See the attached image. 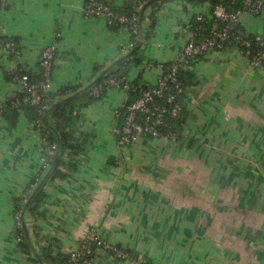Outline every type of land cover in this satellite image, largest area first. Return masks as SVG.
<instances>
[{
    "label": "crops",
    "instance_id": "crops-1",
    "mask_svg": "<svg viewBox=\"0 0 264 264\" xmlns=\"http://www.w3.org/2000/svg\"><path fill=\"white\" fill-rule=\"evenodd\" d=\"M105 1L115 8L127 2ZM182 2L139 8L136 38L127 28L85 17L84 0H7L0 7V35L17 47L10 52L0 41V104L17 97L11 73L27 70L36 80L41 49L55 44L51 92L72 88L77 96L71 117L82 147L62 154L63 177L48 178L44 169L34 190L45 193L41 213L23 210L19 228L14 200L42 168L46 149L33 128V109L0 119V264H64L92 230L129 249L138 264H264V68L251 67L232 43L210 50L184 72L191 79L181 138H140L124 150L114 110L125 90L82 96L122 59H136L126 69L129 83L154 85L160 64L186 42L184 23L210 7ZM240 25L264 35L256 16L243 14ZM49 124L53 118L46 124L43 116L42 126ZM17 230L29 252L18 246ZM46 252L49 259L34 260Z\"/></svg>",
    "mask_w": 264,
    "mask_h": 264
},
{
    "label": "built area",
    "instance_id": "built-area-1",
    "mask_svg": "<svg viewBox=\"0 0 264 264\" xmlns=\"http://www.w3.org/2000/svg\"><path fill=\"white\" fill-rule=\"evenodd\" d=\"M6 2L7 0H0V7ZM139 2L137 9L141 8L146 0H139ZM240 2V8L235 11H230L222 4L209 3L210 7L205 12L199 11L186 21L183 26L186 42L172 60L166 64H160L162 71L154 85L136 86L129 83L125 75L107 71L94 84L82 89V93L95 99L102 97L110 89L125 90L121 104L114 110L117 145L120 149L124 150L140 138H164L169 142L178 140V132L162 135L161 129L170 127L169 119H176L183 112L187 86L181 74L210 50L222 49L227 42L234 41L243 49V55L249 60L251 67L264 68V35L253 34L250 37L243 33L239 35L234 33V29L240 25L243 14L256 16L264 24V0H240ZM182 3L187 4L186 0ZM82 12L85 17L102 18L111 28L130 26L135 34L140 32L139 17L136 13L128 16L105 0H84ZM210 24V27H205ZM253 44L255 46L251 47ZM3 48L13 53L17 50L15 43L10 40L3 42ZM56 49V45L52 43L41 49L40 71L36 80L31 78L27 70L20 69L11 73V80L18 83L17 97L11 103L0 104V119L8 106L19 110L34 108L36 117L32 124L33 128L39 131L42 127V117L47 112L51 117V107L64 99V96L73 94L72 88L51 92ZM72 115L75 116V112ZM77 134L76 131L72 134L73 142H76ZM43 140L46 145L44 137ZM46 153L50 157L58 155L56 144L51 145ZM41 161L45 169L50 168L44 155ZM36 180L37 182L24 193L25 198L34 193L39 177ZM15 220L17 227L21 228L20 213L15 214ZM17 240L24 241L21 233L17 236ZM107 258L122 261L125 264H138V260L129 249L104 239L94 230L83 239L78 248L67 254L64 264H98V260Z\"/></svg>",
    "mask_w": 264,
    "mask_h": 264
},
{
    "label": "trees",
    "instance_id": "trees-1",
    "mask_svg": "<svg viewBox=\"0 0 264 264\" xmlns=\"http://www.w3.org/2000/svg\"><path fill=\"white\" fill-rule=\"evenodd\" d=\"M163 1H167V0H146V2L143 4V6H145V5L156 6L157 3H160ZM186 1H189V2L190 1L191 2L208 1L212 5L213 4H222L227 9H229L230 11L237 10L238 8H240V5H241L240 0H186ZM139 4H140L139 0H127V2L124 4L123 7H121V8H115L114 7V8L125 13L128 16H130L133 13H136L138 15L139 10L137 9V7L139 6ZM138 17H139V15H138ZM138 21H139V27H140V18ZM153 23H154V20L152 21L151 25ZM210 26H211V24L206 25L205 27L208 28ZM127 30L131 33L132 37L134 36V38H136V36L139 35V33L135 34L132 31V28L130 26H127ZM234 33L236 35H239V33H243V34L248 35L250 37H252L254 34V33H246L244 31V29L241 28V25H239V27H237V29H234ZM2 38L3 37L0 36V41L3 40ZM230 43H232L233 45H235L236 47L241 49V47L236 45L234 41L227 42L225 46H227ZM253 46H255V44H253L251 47H253ZM241 51L243 52V49H241ZM130 62H136V59L135 60L134 59H132V60L122 59L118 63L119 69L115 70L113 73L125 75L128 63H130ZM181 77L183 78L186 86H188L190 84V79H191L190 76L189 75L186 76V73L183 72L181 74ZM82 96H86V98L88 97V100L95 99L86 93H83ZM77 101H78L77 96L75 94H71L69 96H66L64 99H62L61 101H59L55 105H53L50 109V113H51V117L54 120V124H49L48 126H45V127L42 126L41 129L39 130V131H41L40 133L44 137V139L47 143L44 146L45 149L47 150L51 145L56 144V148H58V152H59L58 155L55 154L52 157L48 156V154L46 153V150L43 153L46 160L50 164V168L48 170L49 171L48 178H56L57 176L63 177L62 172L58 168V164H60V162L63 163L62 154L66 151L68 153L72 152L74 154L80 148V144L78 143L79 141L78 142L72 141V133H73L74 129H73V120H72L71 116H72L74 109L78 106ZM82 104H83L82 106H84L85 103H82ZM27 109H33L34 110V108H27ZM19 111L20 110L18 108L8 106L3 111V116H5L8 112L10 114L16 115ZM35 117H36V111H35L34 118ZM184 120H185V118H184L183 112L181 113L180 117H178L176 119H169L170 127L162 128L161 129V132L163 133L162 135H166V134L172 133V132H178L179 133L178 140H179L182 136V129H183ZM44 169L45 168L42 165V168H40L39 172L37 174H35V176L31 179V181L29 182L28 186L25 188L23 193L19 197L15 198V200H14L15 214L20 213V216H21L23 210H24V212H27V213H31L34 210H36L38 213H41V211H39V206L45 197V193H44V191H42V188H38L36 191H34V193L30 194V196H28L27 198L24 197V193L30 188L31 185H33L37 182L36 178L41 177V174L43 173ZM42 178H44V177H42ZM42 178L40 180H42ZM23 202H24V204L22 205ZM22 224H23V226H25L23 219H22ZM19 233H22V230L16 231V235ZM18 246L22 249H26V250L28 249L27 252L30 251L27 241L19 242ZM49 258H50V256H49L48 252H46L44 254L43 258H39L38 256H36V257H34V260L35 261L43 260V262H44L46 259H49ZM66 258L67 257L64 256L60 260V263H65Z\"/></svg>",
    "mask_w": 264,
    "mask_h": 264
},
{
    "label": "water",
    "instance_id": "water-1",
    "mask_svg": "<svg viewBox=\"0 0 264 264\" xmlns=\"http://www.w3.org/2000/svg\"><path fill=\"white\" fill-rule=\"evenodd\" d=\"M48 114H49V112H47V113L44 115V119L46 118V124H47Z\"/></svg>",
    "mask_w": 264,
    "mask_h": 264
}]
</instances>
